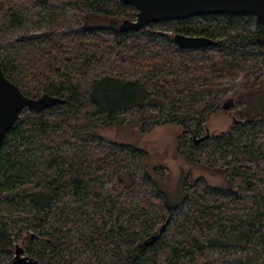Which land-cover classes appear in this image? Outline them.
I'll return each instance as SVG.
<instances>
[{
    "label": "trees",
    "instance_id": "16d2710c",
    "mask_svg": "<svg viewBox=\"0 0 264 264\" xmlns=\"http://www.w3.org/2000/svg\"><path fill=\"white\" fill-rule=\"evenodd\" d=\"M48 6L55 8L46 30L0 39L11 81L30 97L64 100L24 110L3 140L0 264L23 254L31 264H264V27L257 18L225 13L127 31L123 22L138 10L123 0H0V24L44 20ZM92 16L114 21L99 28ZM170 23L216 44L181 49L154 29ZM236 89L241 119L197 142ZM127 119L143 132L182 126L192 137L180 154L229 185L188 179L172 199L146 170L144 150L99 137L100 126Z\"/></svg>",
    "mask_w": 264,
    "mask_h": 264
},
{
    "label": "rangeland",
    "instance_id": "374dc122",
    "mask_svg": "<svg viewBox=\"0 0 264 264\" xmlns=\"http://www.w3.org/2000/svg\"><path fill=\"white\" fill-rule=\"evenodd\" d=\"M53 8L55 7L48 6L41 9V17H44V20L35 19V21H32L29 16L27 21H24L22 25H17L14 28L9 25L0 24V39L7 40L14 38L21 34H26L29 30H32L30 33L43 32L49 26L48 18L52 14ZM63 12L68 18L72 17V10L64 9ZM28 13L29 12L27 11L23 12L24 17ZM135 18H132V20ZM113 21L114 19L103 16H92L90 20L92 25L99 28H108ZM239 28L242 30L243 25L239 26ZM154 29L158 32L167 33L173 36L178 33L174 23L157 25ZM160 40L166 41L164 37H160ZM173 44L177 46L175 43ZM259 68H262V73L264 74V54L261 55L258 60V69ZM111 72H118V69L115 71L112 69ZM240 80H242V77L238 79V81ZM238 92L239 90L236 89L228 93L224 99V108L211 115L207 121V127L200 133L198 138L206 136L207 134L216 136L217 134L226 132L232 127L236 120L241 119L237 113L238 108L240 107L235 106L237 98H234ZM243 92L245 97H247L248 94H246V91ZM262 97H264V94ZM229 101H232L233 104L225 107V104H228ZM126 117H128V115ZM127 120L128 121L122 125L114 124L110 126H100L97 130L99 137L102 138L105 144L115 142L132 144L136 145L141 150H144L147 153L149 164L147 165L146 170L149 171L153 180H158L162 188L168 192L172 199H180L181 194L183 193L182 187L188 179L190 182L202 179L213 188L229 185L228 179L222 173L208 169L202 164L192 163L185 155L180 154V144H183L186 139L192 137V135L187 133L182 126L171 123L155 126L151 131L143 132L139 124L130 123V119ZM156 169L163 171L164 177L160 176V173L157 172ZM25 238L26 236L19 239L18 243L20 245H25L27 242ZM212 252L217 255H223L225 253L223 250H212ZM18 257L30 261L25 254Z\"/></svg>",
    "mask_w": 264,
    "mask_h": 264
},
{
    "label": "water",
    "instance_id": "95a60500",
    "mask_svg": "<svg viewBox=\"0 0 264 264\" xmlns=\"http://www.w3.org/2000/svg\"><path fill=\"white\" fill-rule=\"evenodd\" d=\"M138 12L134 20L126 19L122 29L138 31L151 23L177 21L195 16L230 14H252L264 27V0H123ZM174 43L181 49H202L216 44V40L205 36H190L176 33ZM63 99L49 93L38 97L26 95L21 88L4 73L0 63V148L6 134L21 117L24 110L44 111L63 103ZM229 101L225 107L232 105ZM210 134L197 139L206 140ZM16 264H31L17 257Z\"/></svg>",
    "mask_w": 264,
    "mask_h": 264
}]
</instances>
